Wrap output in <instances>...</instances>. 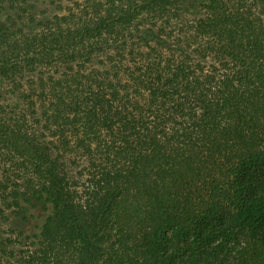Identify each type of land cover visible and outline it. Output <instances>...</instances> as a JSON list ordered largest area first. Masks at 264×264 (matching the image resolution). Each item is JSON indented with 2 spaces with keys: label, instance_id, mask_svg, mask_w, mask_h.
<instances>
[{
  "label": "trees",
  "instance_id": "obj_1",
  "mask_svg": "<svg viewBox=\"0 0 264 264\" xmlns=\"http://www.w3.org/2000/svg\"><path fill=\"white\" fill-rule=\"evenodd\" d=\"M260 0H0V264H264Z\"/></svg>",
  "mask_w": 264,
  "mask_h": 264
},
{
  "label": "rangeland",
  "instance_id": "obj_2",
  "mask_svg": "<svg viewBox=\"0 0 264 264\" xmlns=\"http://www.w3.org/2000/svg\"><path fill=\"white\" fill-rule=\"evenodd\" d=\"M258 10L264 14V0L259 1V8Z\"/></svg>",
  "mask_w": 264,
  "mask_h": 264
}]
</instances>
